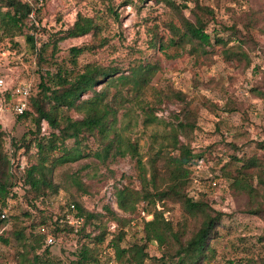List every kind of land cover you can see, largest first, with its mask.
Returning <instances> with one entry per match:
<instances>
[{
    "label": "rangeland",
    "instance_id": "obj_1",
    "mask_svg": "<svg viewBox=\"0 0 264 264\" xmlns=\"http://www.w3.org/2000/svg\"><path fill=\"white\" fill-rule=\"evenodd\" d=\"M25 1H29L35 8H41V19L35 18V21H39L37 24L40 31L36 33L39 40H48L50 33L68 29L79 13L94 17L101 24L102 35L95 37L103 36L106 42L97 52L87 51L79 55L81 64L97 60L106 65H120L129 69L142 60L158 65L157 73L145 90V97L157 119L153 123L147 122L144 111L137 104L129 102V107L122 108L118 114V126L124 125L127 128L121 132L125 137H131L138 142L143 160L150 168L152 157L160 148L164 136L169 135L176 118L195 119L197 128L192 134V146L195 152L204 151L206 158L200 168L197 164L193 166L192 179L188 182L186 190L189 193L199 189L209 191L212 207L224 215L219 227L220 235L212 241L216 255L208 264H230L231 261L237 264H264V214L261 216L249 212L257 205L264 208V184L255 175L254 184L259 189L255 198L232 186L233 177L241 168V162L233 160V155H255L264 161V150L258 145V142L264 140V39L260 33L264 24V0H200L201 5L210 6L214 10L213 15L202 11L209 23L206 29L211 33L212 41L217 34L224 39L229 38L231 30L227 27L237 24V35L245 37L244 49L249 55L241 62L225 57L223 47L217 44L207 46L206 50L201 49L196 41L183 47L176 46L174 50L179 55L175 58L168 57L158 47L152 46V25H158L155 30L159 31V35L169 34L170 25L181 20L178 8L186 18L193 21L196 19L193 10L196 9L201 14L200 9L187 0ZM186 3L188 7L183 6ZM111 8H115L117 13H112ZM95 37L90 33L60 41L55 57L47 54V61L41 65L38 64L37 55L28 49L23 37L17 38L19 47H15L11 41L1 42L0 77L5 79V87L17 85L19 82L30 84L31 93L35 95L40 90L41 80H47V72L56 69L51 64L52 61L63 62L66 59L69 62L72 46L89 44ZM180 92L183 98L180 97ZM227 101L234 103L238 110L225 112L222 108H215L214 104L221 107ZM8 103L9 101H5V110H0V122L7 132V150L11 146L12 138L19 139L29 129L35 128L30 119L26 122L16 121L17 114L7 109ZM49 130L44 122L42 131ZM181 139L190 140L184 135H181ZM84 141L95 151L100 148L101 143L94 136ZM66 143L68 147L77 144L73 139ZM12 160V170L17 174L19 182L15 187L17 197L11 198L8 213L20 215L26 225L34 221L38 230V223L47 218V215L54 217L50 224L55 215L63 211L64 202L70 192L62 190L59 195H50L46 200L39 201V206L43 209L39 213L23 196L26 188L23 182L24 171L37 160L36 149L25 151L23 148ZM159 164L161 170L165 171L162 160H159ZM136 172L135 160L130 155L105 161L95 156H87L58 166L55 181L67 184L72 173L79 174L85 183L91 186V193L82 197L84 204L88 209L103 212L105 215L100 221L104 222L109 218L104 212V205L107 204L120 216H129L118 208L115 191L117 187L130 181L140 187ZM214 176L217 177L219 185L216 188H208L209 181ZM166 209L174 223L183 220L187 215L181 203L170 202ZM25 210L32 212V219L22 215ZM131 216L133 220L126 226L120 220L119 223L104 222L111 232H114L118 225L125 227L127 235L122 241L123 246H129L145 237L144 219L152 218V214H147L142 205ZM100 221L98 223L102 224ZM12 226L13 219L7 222L5 228L10 230ZM87 230L92 236L99 233V228L93 226H89ZM74 234L75 232L71 235ZM111 237L112 234L101 245L100 260L97 264H121L114 259L112 249L107 246ZM80 246L81 243L75 237L67 238L63 234L56 235L49 245L50 253L61 260L58 264H72ZM18 248L15 239H12L9 245L0 241V264H31L17 257ZM148 251L152 256H161L160 249L153 242L148 243Z\"/></svg>",
    "mask_w": 264,
    "mask_h": 264
},
{
    "label": "trees",
    "instance_id": "obj_2",
    "mask_svg": "<svg viewBox=\"0 0 264 264\" xmlns=\"http://www.w3.org/2000/svg\"><path fill=\"white\" fill-rule=\"evenodd\" d=\"M187 2H193L201 14L196 9L193 10L196 18L193 21L186 18L178 8L181 20L170 25L169 34L159 35V31L155 30L158 25H152V46L158 47L168 57L175 58L179 53L174 47H183L196 41L203 50L216 44L222 46L223 54L228 59L235 58L241 62L249 57L244 49L245 37L237 35V24L227 27L231 30L229 38L224 39L217 34L212 41V35L206 29L209 23L202 11L213 15V8L201 5L200 0ZM187 4L183 6L188 7ZM40 10L41 8H35L29 1L0 0V43L7 40L19 47L17 38L23 37L28 49L37 55L38 64L41 65L47 61V54L55 57L59 51L58 44L62 40L90 33L93 37L102 35V26L94 17L79 13L68 29L50 33L48 40H39L36 35L40 31L37 24L39 21H35V18L41 19ZM110 10L117 13L115 8ZM260 33L264 39V24ZM231 41L235 43L230 44ZM105 42L106 38L103 36L95 37L89 44L72 46L69 62L66 59L63 62H51L56 69L47 72V80H41L37 94L29 95L25 112H15L16 121L26 122L30 119L35 128L29 129L19 139L12 138L8 150L7 132L0 122V241L9 245L15 239L19 246L17 257L31 264L61 262L50 253L48 242L50 237L56 238L59 234L67 238L75 237L81 243L72 264H97L101 245L111 234L107 246L112 249L114 259L121 264H208L216 255L212 241L220 235L219 227L224 215L212 207L209 191L199 189L189 193L186 190L192 179L193 166L199 159L206 158L204 151L195 152L192 146V134L197 128L196 120L177 117L148 168L138 142L131 137H125L121 132L127 128L124 125L118 126V114L122 108L129 107L127 103L132 102L144 111L147 122L153 123L157 119L145 97V90L157 73L158 65L140 60L129 69H124L120 65H106L97 60L80 63L79 55L87 51L97 52ZM262 82L264 84V69ZM14 87L15 85L4 88L2 101L14 98ZM180 97L183 98L181 92ZM214 105L216 109L222 108L225 112L238 110L231 101L221 107ZM74 114L80 116L76 117ZM44 122L50 128L48 132L42 131ZM181 135L190 140L183 141ZM92 136L101 143L96 151L84 141ZM69 139L77 144L68 147L66 142ZM166 141L168 142L165 143ZM258 145L264 150V140L258 142ZM23 148L25 151L35 148L37 153V160L26 167L23 175L26 187L23 196L29 204L41 213L43 209L39 206V201L46 200L50 195H59L62 190L70 192L64 202L63 211L56 214L50 224L54 217L47 215V218L38 223V230L34 221L26 225L20 215L8 213L11 198L17 197L15 187L19 182L17 174L12 170V157ZM128 155L135 160L140 187L135 186L132 181L117 187L115 193L118 208L129 216H120L107 204L104 205V212L109 215L106 221L119 223L120 220L125 226L130 225L133 220L131 215L138 211L140 205L147 214H152V218L144 219L145 237L129 246H123L122 241L127 235L125 227L118 225L114 232L109 231L107 223H104L106 221H100L105 214L88 209L84 204L82 197L91 193V186L77 173H72L67 184L55 181V174L58 166L87 156H95L105 161ZM232 158L241 162V168L233 177L232 186L250 197H257L259 189L254 184V177L257 175L264 184V161L255 155H233ZM159 160L163 161L165 171L161 170ZM214 179L217 180L218 187L219 181L214 176L210 179L208 188H216L212 187ZM170 202L181 203L184 207L187 215L183 220L174 223L168 216L166 206ZM4 209L7 210L5 218L1 216ZM249 212L262 216L264 208L257 205ZM22 215L29 219L33 217L28 210L23 211ZM75 217H83L84 221L79 231L71 235L74 232L71 219ZM11 219L13 226L6 230L5 226ZM99 221L103 223L99 224ZM89 226L99 228V233L92 236L87 230ZM150 242L157 244L160 257L150 254ZM230 264L237 263L231 261Z\"/></svg>",
    "mask_w": 264,
    "mask_h": 264
},
{
    "label": "built area",
    "instance_id": "obj_3",
    "mask_svg": "<svg viewBox=\"0 0 264 264\" xmlns=\"http://www.w3.org/2000/svg\"><path fill=\"white\" fill-rule=\"evenodd\" d=\"M6 86V81L4 78L0 77V93H4V88ZM31 87L30 84L26 82H19L17 85H15L13 91H12V97H14L12 100L8 103L9 110H12L18 114H22L27 109L28 105V97L31 94ZM4 102L0 100V110L4 109ZM203 165V159H199L197 166L200 168ZM217 186V181L212 182V187ZM6 209L2 211L1 216L5 218L7 216ZM84 221L83 217H75L71 219V223L74 225V232H78L79 228L82 225V222ZM49 243L53 242V238L50 237L48 239Z\"/></svg>",
    "mask_w": 264,
    "mask_h": 264
}]
</instances>
